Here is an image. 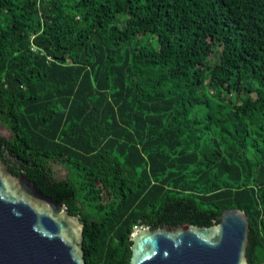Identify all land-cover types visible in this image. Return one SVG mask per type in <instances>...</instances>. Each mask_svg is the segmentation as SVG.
Segmentation results:
<instances>
[{
	"label": "trees",
	"instance_id": "16d2710c",
	"mask_svg": "<svg viewBox=\"0 0 264 264\" xmlns=\"http://www.w3.org/2000/svg\"><path fill=\"white\" fill-rule=\"evenodd\" d=\"M0 127L9 173L83 223L85 264L226 209L264 264V0H0Z\"/></svg>",
	"mask_w": 264,
	"mask_h": 264
},
{
	"label": "water",
	"instance_id": "95a60500",
	"mask_svg": "<svg viewBox=\"0 0 264 264\" xmlns=\"http://www.w3.org/2000/svg\"><path fill=\"white\" fill-rule=\"evenodd\" d=\"M8 169L0 156V264H85L79 218ZM248 225L242 211L226 209L209 228H142L129 264H248Z\"/></svg>",
	"mask_w": 264,
	"mask_h": 264
},
{
	"label": "rangeland",
	"instance_id": "374dc122",
	"mask_svg": "<svg viewBox=\"0 0 264 264\" xmlns=\"http://www.w3.org/2000/svg\"><path fill=\"white\" fill-rule=\"evenodd\" d=\"M210 60H213V56L210 57ZM0 135H2L5 138L10 137V133L4 128V127H0ZM53 172H54V178L57 180H61L64 179L66 172L65 170H63L61 167L53 165ZM141 228L139 227H134L133 228V233L131 234V237L137 233L138 231H140Z\"/></svg>",
	"mask_w": 264,
	"mask_h": 264
}]
</instances>
